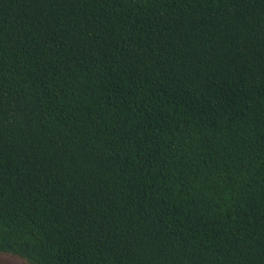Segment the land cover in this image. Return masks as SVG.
<instances>
[{
    "label": "trees",
    "instance_id": "16d2710c",
    "mask_svg": "<svg viewBox=\"0 0 264 264\" xmlns=\"http://www.w3.org/2000/svg\"><path fill=\"white\" fill-rule=\"evenodd\" d=\"M0 253L264 264V0H0Z\"/></svg>",
    "mask_w": 264,
    "mask_h": 264
},
{
    "label": "rangeland",
    "instance_id": "374dc122",
    "mask_svg": "<svg viewBox=\"0 0 264 264\" xmlns=\"http://www.w3.org/2000/svg\"><path fill=\"white\" fill-rule=\"evenodd\" d=\"M0 259L6 260V261H19L21 264H28L24 259L11 255V254H6V253H0Z\"/></svg>",
    "mask_w": 264,
    "mask_h": 264
},
{
    "label": "snow or ice",
    "instance_id": "6c2138e0",
    "mask_svg": "<svg viewBox=\"0 0 264 264\" xmlns=\"http://www.w3.org/2000/svg\"><path fill=\"white\" fill-rule=\"evenodd\" d=\"M0 264H21L19 261H6L3 259H0Z\"/></svg>",
    "mask_w": 264,
    "mask_h": 264
}]
</instances>
